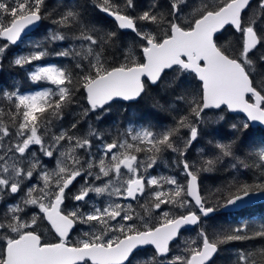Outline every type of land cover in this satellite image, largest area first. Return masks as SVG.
I'll return each mask as SVG.
<instances>
[{
	"label": "snow or ice",
	"instance_id": "obj_1",
	"mask_svg": "<svg viewBox=\"0 0 264 264\" xmlns=\"http://www.w3.org/2000/svg\"><path fill=\"white\" fill-rule=\"evenodd\" d=\"M8 68L45 86L0 84V264H215L222 251L264 264V243L224 247L264 242V222L207 225L264 199V141L247 140L264 126V0H0ZM142 102L171 122L111 121L116 103ZM166 154L172 174H153ZM220 166L231 179L204 194Z\"/></svg>",
	"mask_w": 264,
	"mask_h": 264
},
{
	"label": "trees",
	"instance_id": "obj_2",
	"mask_svg": "<svg viewBox=\"0 0 264 264\" xmlns=\"http://www.w3.org/2000/svg\"><path fill=\"white\" fill-rule=\"evenodd\" d=\"M57 0H48L49 6L55 5ZM148 0H137L138 10L143 9L146 7ZM97 26L102 27L104 29H113L115 27L114 23L111 22L104 13L97 11H93L89 9V17ZM51 27L49 21H43L40 28L33 33H31L32 38H36L42 36L46 33L47 28ZM134 34L131 32L128 33L126 36V40L130 41ZM27 39V38H26ZM17 48H13L12 55L17 53ZM59 61L56 58H51L47 61H41L36 63H58ZM66 63V61H65ZM8 84L11 85L13 83H18L21 85L22 90L24 91H31L34 90L33 85H30V81H28L26 77V73L23 69L20 68H8L0 74V84ZM151 113V115H149ZM148 115V119H151L153 123H170L171 122V115L166 112L157 111L150 108L148 103H141L140 105L133 104L129 107L128 104L124 103H116L113 106L112 113L110 114V119L112 122H116L119 125H126L130 118L134 119L140 115ZM235 116V115H230ZM233 121L229 119L228 123H232ZM107 126V125H105ZM221 133L227 137L229 133L228 124H224L223 128L221 129ZM209 137L203 138L199 144L196 145V148H200L206 145L207 140ZM249 143L252 144H259L264 141V131L260 128H250L249 134L247 137ZM190 155L193 158L197 157V152L192 150ZM162 163L170 164V159L166 154L164 161ZM221 170L212 173H202L200 177V184L201 189L204 194H208L210 191L215 190L217 187L223 185L227 179H231L229 175V171H225L223 166H220ZM171 173L173 170L170 168ZM239 176L240 174L237 173ZM250 175V174H249ZM242 179H247L248 176H241ZM242 219L249 220V221H256V222H264V204L257 205L251 208L244 209L238 213H230V214H223L218 213L211 217V219L207 220V225L209 231H216L220 227H229V226H236L238 225ZM195 230L183 233L184 237L195 236ZM264 242L260 240H249V241H238V242H231L230 244L224 246L227 249H243L248 248L253 245H259ZM151 249H146L143 252L142 258L147 256L151 253ZM229 254L222 251L216 258L215 264H226L229 260Z\"/></svg>",
	"mask_w": 264,
	"mask_h": 264
},
{
	"label": "water",
	"instance_id": "obj_3",
	"mask_svg": "<svg viewBox=\"0 0 264 264\" xmlns=\"http://www.w3.org/2000/svg\"><path fill=\"white\" fill-rule=\"evenodd\" d=\"M104 15H105V16H106L111 22H113L114 25H115V22L112 20V18L108 17L106 14H104ZM33 32H34V31H33ZM33 32H32V33H33ZM129 32H130V31H129ZM14 48H16V47H14ZM124 104H127V103H124ZM230 115H236V114H230ZM255 127L260 128L261 130L264 131V126H262V125L256 124V125L253 126L252 128H255ZM261 204H264V199L256 198V199L253 201V203L247 205V206L244 207V208H241V209H238V210H233V209L221 210V211H218V212L214 213L212 216H214L215 214H218V213H223V214L238 213V212H240V211H242V210H244V209L251 208V207H254V206H257V205H261ZM147 248H150V246L147 247Z\"/></svg>",
	"mask_w": 264,
	"mask_h": 264
},
{
	"label": "rangeland",
	"instance_id": "obj_4",
	"mask_svg": "<svg viewBox=\"0 0 264 264\" xmlns=\"http://www.w3.org/2000/svg\"><path fill=\"white\" fill-rule=\"evenodd\" d=\"M27 47H28L27 43L21 44L18 47L17 53L26 51ZM17 53H15V54H17ZM30 85H33L34 89L37 88V87L45 86V85H39V86L38 85H34L31 82H30ZM52 166L54 167V162L52 163ZM50 167H51V164H50ZM156 173L172 174L171 170H170V167L167 166V163H162V162L159 163V165L156 167V169H155L153 174H156ZM93 199H95L94 195H93Z\"/></svg>",
	"mask_w": 264,
	"mask_h": 264
},
{
	"label": "flooded vegetation",
	"instance_id": "obj_5",
	"mask_svg": "<svg viewBox=\"0 0 264 264\" xmlns=\"http://www.w3.org/2000/svg\"><path fill=\"white\" fill-rule=\"evenodd\" d=\"M20 45H21V44H20ZM20 45H19V46H20ZM19 46H18V47H19ZM18 47H16V48L18 49ZM51 167H53L52 164H51ZM67 203H68V206H69V207L72 206V202H71V201H68ZM137 211H140V209H139L138 207H137ZM183 233H186V232H183ZM76 235H78V232H74V233H73V238H75ZM148 249H151V248H148Z\"/></svg>",
	"mask_w": 264,
	"mask_h": 264
}]
</instances>
